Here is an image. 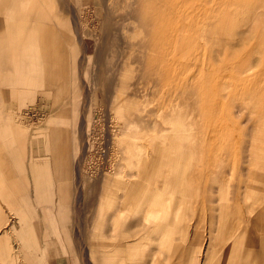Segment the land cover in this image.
Listing matches in <instances>:
<instances>
[{"label":"rangeland","instance_id":"obj_1","mask_svg":"<svg viewBox=\"0 0 264 264\" xmlns=\"http://www.w3.org/2000/svg\"><path fill=\"white\" fill-rule=\"evenodd\" d=\"M10 3L0 149L15 195L39 179L15 155L73 161L60 262L264 264V0H0V26ZM21 22L54 29L46 69ZM34 196L0 199V264L39 261L13 231Z\"/></svg>","mask_w":264,"mask_h":264},{"label":"crops","instance_id":"obj_2","mask_svg":"<svg viewBox=\"0 0 264 264\" xmlns=\"http://www.w3.org/2000/svg\"><path fill=\"white\" fill-rule=\"evenodd\" d=\"M7 2H9V0H2L3 5H7ZM10 6L13 7V12L11 15L12 18H14V21L9 26L7 24L0 26V72L2 70L6 71L5 74H0V78H4V76L6 77L7 73L12 71V66L14 67L15 72H17V56L21 55V52L19 53V55H17V32L13 33V31H16L13 27L17 26V16L20 20L23 19L24 21L27 18L22 17V14H19L21 13L22 9L19 10L17 4L10 3ZM8 10L9 13H11V10ZM24 24L25 22H21L19 24L20 31H27L29 37L43 39V41L39 44L40 47L38 48H36L35 41V58H32L35 60V63H37V65L43 62L44 65H46V69L51 64L49 52L53 50L54 46L52 44V47H50L48 50L44 49V46H50V44L54 42L53 37L55 35V31L54 29L46 25L43 26L38 23L33 24L32 27L27 29ZM6 31L8 33H6ZM8 34L10 35V44H14L13 46L15 49L13 52L7 51L6 36ZM21 48L22 50H24L27 47L25 48V46H23ZM32 50L34 49L30 47V51ZM27 51H29V49ZM23 54L27 53L23 52ZM8 132V127L0 122V135L6 136ZM15 158L17 164V171L20 172L19 180L31 182L28 178H34L35 176L39 177V179L37 180L38 184L35 185L37 191H30L31 193L29 195H23L21 193L15 195L14 193H11L15 184L12 181H8L9 179H7V176L10 175V171L8 169L6 158L2 153V150L0 149V199H2L1 204L3 202H6L7 204L14 206L16 210V207L19 208L18 204L21 203V200L19 199L23 198V196H28L32 198V196L35 195V198L39 197L42 199H47V202L45 201L40 206V208L42 207L40 213H43V222L41 223L28 224L27 219L29 218L26 217V215L24 214L21 215V212H16V214L18 213L20 215L21 221L14 227L13 225L15 223L11 225V228H14V236H16L15 244L17 245V239H19L18 244L26 247H31L32 253L35 254L37 249L40 254L39 259H37L39 261L36 264H62V262L60 261L63 260L62 258L65 257L66 252L64 246L68 243L63 240L64 231L65 229H67V225L64 227L65 214L61 210L60 206L64 204V202H66V200L64 199L70 197V184L72 175H74L73 161L70 159V157L64 156L51 157L46 160L35 159L32 162L29 161L30 163H26L25 161H23V159L17 158V155H15ZM25 166H30V168L26 169L24 168ZM19 191L29 190L23 189ZM33 193L34 195H32ZM35 203L37 204L40 202L35 201ZM7 228L8 227H4V233H0V245H6L7 240L10 239L6 238L5 236V229ZM243 264H245V262H243Z\"/></svg>","mask_w":264,"mask_h":264},{"label":"bare ground","instance_id":"obj_3","mask_svg":"<svg viewBox=\"0 0 264 264\" xmlns=\"http://www.w3.org/2000/svg\"><path fill=\"white\" fill-rule=\"evenodd\" d=\"M205 34V33H204ZM111 126H110V128H112V131L111 132H115L116 130H115V126H114V121H111Z\"/></svg>","mask_w":264,"mask_h":264},{"label":"built area","instance_id":"obj_4","mask_svg":"<svg viewBox=\"0 0 264 264\" xmlns=\"http://www.w3.org/2000/svg\"><path fill=\"white\" fill-rule=\"evenodd\" d=\"M109 126H111V123L109 124Z\"/></svg>","mask_w":264,"mask_h":264}]
</instances>
